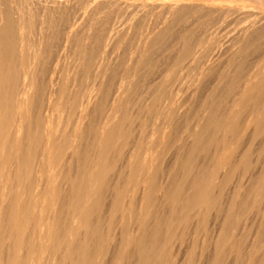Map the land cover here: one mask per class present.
<instances>
[{"label":"rangeland","instance_id":"obj_1","mask_svg":"<svg viewBox=\"0 0 264 264\" xmlns=\"http://www.w3.org/2000/svg\"><path fill=\"white\" fill-rule=\"evenodd\" d=\"M44 1L0 0V40L7 45L6 40H10L14 44V49H6L5 54H11L15 66L26 61L27 57H30L35 51L38 54L36 55L37 93L33 97V106L29 111L30 120H33H31V124L35 121L33 123L35 125H31V127L36 129L40 140L42 138L44 140V134H53L56 129L58 131L62 129L58 135H64V138L71 135L70 145L63 151L61 158L54 165L48 167L49 169L46 168L42 176L46 182L49 180L50 183L56 185L64 181L61 180L63 174L72 173V169L75 171L79 165L91 166L96 159V150L91 146L92 137L102 127H106L110 121L120 120L121 129L126 135L123 144L117 143L110 150L108 159H111V166L106 171L104 186L92 196V198L99 199H97L99 208L94 212V214L96 213L94 218L98 221L99 226L97 236L103 240L102 246L104 245L99 264H137L136 254L132 252L131 245L126 246L123 257L111 258L117 252L119 242L136 241L140 235V232L136 231L134 227L141 221L139 213L143 214V202L141 204L139 200L142 193L141 180L137 181L138 184H132L133 186H129L128 183V186H125L124 200L119 209L116 212L110 210L114 186L124 184L129 161L139 167L144 166L145 163V167H148L154 174L153 189L150 192L151 204L146 209L148 215L145 227L146 230L149 229L148 231L153 228L159 231V247L156 257L150 264H264V26L262 21H259L260 14H264V0H190L188 2L192 1L196 4L208 2L210 4H205L208 6H213L215 3L218 6L251 9L253 15L213 11H208L210 13L205 14L204 11L201 13L194 8L193 10L183 9L184 11L181 10L175 15L173 14L175 17H172V13L167 11L146 10L142 4L147 0L124 1L128 4L134 3L133 8L117 3H113L115 6L110 3L94 5L92 2L94 0H70L66 10L64 8L53 10L54 12L52 9H46L45 4L48 0L45 3ZM114 7L115 9H113ZM93 9L97 11H93ZM77 12L80 14H75ZM84 16L90 17L89 20ZM74 17L82 18L78 28H75L76 24L73 26L80 36L72 33L70 37H67L68 26ZM94 18H96V22ZM257 19L258 21H256ZM120 21H123L122 23L126 21L125 24L130 25L129 28L132 31L128 30L129 35H125L115 44L102 49L97 37L102 26L108 22L118 24ZM254 21L261 28L255 24L253 29L255 32L251 39L247 42L240 41L239 33L246 26L254 24ZM86 22L88 25H92V22L95 24L90 27L86 25ZM96 25L98 28H95ZM256 26L257 28H255ZM254 34L256 38H254ZM146 39L148 40L146 41ZM214 41L219 46H223L224 42L225 50L230 49L221 56L223 59L215 60L209 54L211 52L210 44ZM38 44L39 46H37ZM225 44H228V49ZM91 47L92 49H90ZM22 48L24 49L22 50ZM96 48L99 51L98 54H95L98 52L95 51ZM108 48L109 50H107ZM89 51H92V54H89ZM251 74L256 77L254 81L257 87L249 94V100L245 102L246 106H244L245 104L242 107L236 106L237 96L235 93L243 90V80L252 76ZM51 86L58 89V92H54L52 97L47 93ZM49 108L50 110H48ZM251 108L255 112L251 111ZM255 108L258 109L255 110ZM247 112H254L252 115L254 119L251 117L249 120L246 116ZM233 114L237 117L241 116L239 119H242L239 120L241 124L238 123L237 134L235 133L234 136L219 132L222 120L224 121ZM211 120H221L218 121L217 130L214 132L213 125L209 124ZM76 124L79 128L75 127ZM73 132L80 133L81 137H73ZM83 134L84 137H82ZM195 137L200 138L199 141L203 140V144L201 141L196 146ZM72 138H74L73 141ZM163 138L165 139L162 140ZM72 152H76L74 158L76 161L67 159ZM226 155L229 159L228 163L220 166L219 162ZM127 156L132 158L128 159ZM81 157L82 160H80ZM63 169L64 171H62ZM200 178L202 188L207 192L211 203L207 204L208 207L207 205L190 206L182 212L177 211L178 213L173 214V206L183 205L182 199L192 194L191 187ZM54 181L56 182L54 183ZM115 183L116 185H114ZM173 183L176 185L174 186ZM65 186L62 184L59 189L63 196L60 200L63 199V202H66L70 192ZM168 188H171L172 193L180 195L178 203H172L164 198V191ZM123 203L125 204L123 205ZM38 205L41 206V203ZM50 215H53V211L49 212ZM72 224L76 225V221L73 220ZM81 235L80 233L78 238H81Z\"/></svg>","mask_w":264,"mask_h":264},{"label":"bare ground","instance_id":"obj_2","mask_svg":"<svg viewBox=\"0 0 264 264\" xmlns=\"http://www.w3.org/2000/svg\"><path fill=\"white\" fill-rule=\"evenodd\" d=\"M20 1V0H19ZM23 1V0H22ZM46 1V0H45ZM44 1V3H45ZM70 0H48L46 1V9L60 10L67 9V5ZM124 1L127 0H94L92 1L94 5L103 3H117L126 7L133 8L134 3L128 4ZM133 1V0H132ZM143 1V0H142ZM141 1V2H142ZM190 0H156V1H143L142 6L146 10L151 11H167L172 15L178 13L183 9L199 10L202 13L218 12L227 13L235 12L237 14L250 16L253 15L251 9L235 8L231 6H218L217 4L213 6L205 5L208 2L202 4H196L188 2ZM197 1V0H196ZM201 1V0H200ZM199 1V2H200ZM206 1V0H202ZM212 1V0H210ZM209 1V2H210ZM215 1V0H214ZM229 1V0H228ZM5 2V1H4ZM37 2V1H35ZM40 2V1H39ZM91 2V1H90ZM128 2V1H127ZM261 2V1H260ZM22 3V2H21ZM76 3V2H75ZM198 3V2H197ZM201 3V2H200ZM210 4V3H208ZM42 5V4H41ZM115 6V4H113ZM112 5V6H113ZM212 5V4H211ZM261 5V4H260ZM3 6V5H2ZM22 6V5H21ZM44 6V5H43ZM102 6V5H101ZM106 6V5H105ZM109 6V5H107ZM122 6V7H123ZM258 6V5H257ZM5 7V6H4ZM15 7V5H14ZM17 7V6H16ZM40 7V6H39ZM110 7V6H109ZM121 7V8H122ZM141 7V5H140ZM135 8V7H134ZM112 9V7H111ZM115 9V7L113 8ZM120 10V8H118ZM124 9V8H123ZM9 10V9H8ZM37 10V9H36ZM81 10V9H80ZM89 10V8H88ZM201 10V11H200ZM22 11V10H21ZM25 11V10H24ZM83 11V10H82ZM93 11H97L94 10ZM116 11V10H115ZM114 11V12H115ZM184 11V10H183ZM210 11V12H208ZM54 12V11H53ZM87 12V10H85ZM123 12V11H122ZM193 12V11H191ZM196 12V11H195ZM117 13V12H116ZM147 13V12H146ZM168 13V15H169ZM5 14V13H4ZM3 14V15H4ZM21 14V13H20ZM72 14V13H70ZM80 14V13H75ZM85 14V13H84ZM82 14V15H84ZM100 16V13H98ZM97 14V15H98ZM149 14V13H148ZM184 14V13H183ZM188 14V13H187ZM192 14V13H191ZM49 15V14H48ZM52 15V14H51ZM54 15V13H53ZM92 15V14H91ZM90 15V17H92ZM121 15V14H120ZM141 16V14H139ZM144 15V12H143ZM152 15V14H151ZM172 17H175V16ZM180 15V13H179ZM189 15V14H188ZM219 15V14H218ZM235 15V14H234ZM260 20L264 26V14H260ZM25 16V15H24ZM60 16V15H59ZM63 16V15H62ZM85 16H87L85 14ZM84 16V17H85ZM147 16V15H146ZM184 16V15H183ZM192 16V15H191ZM214 16V15H213ZM245 16V17H246ZM49 17V16H48ZM51 17V16H50ZM65 17V16H64ZM73 17V16H72ZM81 17V16H80ZM83 17V16H82ZM85 17V18H90ZM95 17V15H94ZM101 17V16H100ZM119 17V16H118ZM134 17V16H133ZM178 17V16H177ZM189 17V16H188ZM204 17V15H203ZM244 17V16H243ZM44 18V17H43ZM97 18V17H96ZM96 18L94 21L96 22ZM120 18V17H119ZM136 18V17H135ZM139 18V16H138ZM143 18V17H142ZM208 18V17H207ZM248 18V17H247ZM258 18V19H259ZM51 19V18H50ZM49 19V20H50ZM63 19V18H62ZM69 19H72L69 17ZM82 19V18H81ZM81 19L74 17L71 20V24L68 26L66 32L67 37L70 35L77 34L75 28L81 24ZM84 19V18H83ZM86 19V20H87ZM122 19V18H121ZM132 19V18H131ZM168 19V18H167ZM184 19V18H183ZM191 19V17H190ZM198 19V18H196ZM258 19L256 21H258ZM28 20V19H27ZM89 20V19H88ZM128 20V19H127ZM187 20V19H186ZM205 20V19H203ZM232 20V19H231ZM246 20V19H245ZM255 20V19H254ZM21 21V20H20ZM63 21V20H62ZM119 21V20H118ZM116 21V22H118ZM129 21V20H128ZM137 21V20H136ZM153 21V20H152ZM246 26L239 33V40L242 42H247L251 39L255 24ZM8 22V21H7ZM32 22V21H31ZM64 22V21H63ZM83 22V21H82ZM113 22L114 19H113ZM113 22H108L97 35L101 48H105L112 44H115L117 40L127 35L128 30H130L127 23L125 24L120 21L118 24H113ZM139 22V21H138ZM147 22V21H146ZM174 22V21H173ZM236 22V21H235ZM245 22V21H244ZM94 26V22L92 25ZM99 21L97 22V24ZM129 23V22H128ZM131 23V22H130ZM142 23V22H141ZM210 23V22H209ZM261 23V22H260ZM9 24V23H8ZM75 25V28L73 27ZM84 24V22H83ZM90 24V23H89ZM155 24V23H153ZM167 24V23H166ZM193 24V23H192ZM251 24V23H250ZM31 25V24H30ZM137 25V24H135ZM134 25V26H135ZM145 25V24H144ZM157 25V24H156ZM7 26V25H6ZM21 26V25H20ZM98 25L95 26V28ZM132 26V24H131ZM133 26V27H134ZM206 26V25H204ZM208 26V25H207ZM232 26V25H231ZM244 26V25H243ZM261 28V26L258 24ZM19 27V26H18ZM27 27V26H26ZM39 27V25H38ZM150 27V26H149ZM148 27V28H149ZM158 27V26H157ZM9 28V27H8ZM7 28V29H8ZM25 28V27H24ZM41 28V26L39 27ZM67 28V27H66ZM98 28V27H97ZM218 28V27H217ZM257 28V26L255 27ZM263 28V27H262ZM94 29V28H92ZM206 29V28H205ZM51 30V29H50ZM54 30V29H53ZM148 30V29H147ZM211 32V29H209ZM26 31V30H25ZM28 31V30H27ZM30 31V29H29ZM40 31V30H39ZM76 33H75V32ZM87 31V30H84ZM94 31V30H93ZM138 31V30H137ZM151 31V30H150ZM259 31V30H257ZM261 31V30H260ZM12 32V30H11ZM199 32V30H198ZM216 32V31H215ZM230 32V31H229ZM263 32V31H262ZM7 33V32H6ZM46 33V32H45ZM53 33V32H52ZM90 33V32H89ZM191 33V32H190ZM232 33V32H231ZM93 34V33H91ZM136 34V33H135ZM147 34V33H146ZM149 34V33H148ZM259 34V33H258ZM263 34V33H262ZM65 35V34H64ZM80 36L79 34H77ZM129 35V34H128ZM143 35V34H142ZM165 35V33H164ZM206 35V34H205ZM225 35V34H224ZM231 35V34H230ZM261 35V34H260ZM3 36V35H2ZM45 36V35H44ZM66 36V35H65ZM82 36V35H81ZM84 36V35H83ZM152 36V35H151ZM159 36V35H158ZM157 36V37H158ZM255 36V34H254ZM253 36V37H254ZM14 37V36H13ZM20 37V35H19ZM22 37V36H21ZM96 37V36H95ZM128 37V36H127ZM126 37V38H127ZM140 37V36H139ZM237 37V35H236ZM30 38V37H29ZM47 38V37H46ZM92 38V37H91ZM131 38V37H130ZM133 38V37H132ZM141 38V37H140ZM147 38V37H146ZM154 38V37H153ZM204 38V37H203ZM210 38V37H209ZM218 38V37H217ZM232 38V37H231ZM256 38V36L254 37ZM86 40V38H84ZM88 39V38H87ZM145 39V38H144ZM221 39V38H220ZM14 40V39H13ZM16 40V39H15ZM27 40V38H26ZM76 40V39H75ZM81 40V39H80ZM121 40V39H120ZM148 39H146L147 41ZM195 40V38H194ZM222 40V39H221ZM8 45L0 40V264H99L100 254L102 251V242L97 234L99 232L98 221L94 218V212L99 208V199H95L92 196L98 193L104 186V179L106 171L109 170L111 164L108 159V154L110 150L117 144H123L125 140V133L121 129V122L114 121L106 126L102 127L98 132H96L92 137L91 146L96 150V159L91 166L79 165L75 171L72 169V173L63 174L61 180L56 185L46 182L42 174L45 169H49L51 165H54L62 156L63 151L70 145V134L68 138H64L61 134V130H55L54 133L44 134V140L39 139V135L36 129L31 127L33 122L30 120L29 111L31 110L33 97L37 93V83H36V54L35 52L24 62L18 63L17 66L12 62L11 54L6 55V49H14V44L10 40H6ZM17 41V40H16ZM83 41V40H82ZM81 41V42H82ZM90 41V39H89ZM123 41V40H122ZM162 41V40H161ZM183 41V40H182ZM207 41V40H206ZM232 41V40H231ZM259 41V40H258ZM263 41V40H262ZM23 42V41H22ZM34 42V40H33ZM43 42V41H42ZM85 42V41H83ZM92 42V41H90ZM89 42V44H91ZM125 42V40H124ZM179 42V41H178ZM261 42V41H260ZM15 43V42H14ZM29 43V42H28ZM35 43V42H34ZM86 43V42H85ZM94 43H96L94 41ZM93 43V44H94ZM130 43V42H129ZM182 43V42H181ZM185 43V42H184ZM209 43V42H208ZM212 43V42H210ZM227 43V42H225ZM5 44V45H4ZM30 44V43H29ZM77 44V43H76ZM82 44V43H81ZM119 44V43H118ZM204 44V43H203ZM247 44V43H246ZM262 44V43H261ZM27 45V44H26ZM87 45V44H86ZM120 45V44H119ZM122 45V44H121ZM131 45V44H130ZM141 45V44H140ZM150 45V44H149ZM192 45V44H191ZM226 45V44H225ZM228 45V44H227ZM226 45L227 49L228 46ZM263 45V44H262ZM22 46V44H21ZM20 46V47H21ZM39 46V44L37 45ZM55 46V45H54ZM91 46V45H89ZM158 46V45H157ZM209 46V44H208ZM209 54L213 59L222 58L223 54L227 51L225 50L224 42L223 46L215 44V41L210 44ZM230 46V45H229ZM250 46V45H249ZM83 47V46H81ZM138 47V46H137ZM136 47V48H137ZM198 47V46H197ZM258 47V46H257ZM261 47V46H259ZM33 48V47H32ZM43 48V47H42ZM45 48V47H44ZM110 48V47H109ZM109 48L107 50H109ZM129 48V47H128ZM149 48V47H148ZM155 48V47H154ZM241 48V47H239ZM254 48V47H253ZM263 48V47H262ZM16 49V47H15ZM24 48H22L23 50ZM30 49V48H29ZM35 49V48H34ZM37 49V47H36ZM48 49V48H47ZM89 50V48H87ZM92 49V47L90 48ZM97 49V48H96ZM106 49V48H105ZM139 49V48H138ZM201 49V48H200ZM258 49V48H257ZM11 50V51H12ZM18 50V49H17ZM28 50V49H27ZM94 50V48H93ZM92 50V51H93ZM106 50V51H107ZM140 50V49H139ZM206 50V49H205ZM230 50V49H229ZM228 50V51H229ZM254 50V49H253ZM262 50V49H261ZM264 50V48H263ZM15 51V50H14ZM21 51V49H20ZM92 51L89 54H92ZM95 51H98L95 50ZM154 51H156L154 49ZM158 51V50H157ZM203 51V50H202ZM227 51V52H228ZM88 52V51H87ZM108 52V51H107ZM138 52V51H137ZM237 52V51H236ZM235 52V53H236ZM251 52V51H250ZM249 52V53H250ZM78 53V52H77ZM95 52V54H98ZM110 53V51H109ZM120 53V52H119ZM124 53V52H123ZM142 53V52H141ZM156 53V52H155ZM158 53V52H157ZM178 53V52H177ZM180 53V52H179ZM183 53V52H182ZM203 53V52H202ZM244 53V52H243ZM248 53V52H247ZM19 54V53H18ZM25 54V53H24ZM57 54V53H56ZM102 54V53H101ZM129 54V53H128ZM140 54V53H139ZM88 55V54H87ZM86 55V56H87ZM100 55V54H99ZM137 55V54H136ZM147 55V54H146ZM153 55V54H152ZM202 55V54H201ZM229 55V54H228ZM243 55V54H242ZM93 56V55H92ZM95 56V55H94ZM134 56V55H133ZM210 56V57H211ZM249 56V55H248ZM15 57V56H14ZM46 57V56H45ZM83 57V56H82ZM100 57V56H99ZM211 57V58H212ZM250 57V56H249ZM203 58V57H202ZM264 58V57H263ZM89 59V58H88ZM94 59V58H93ZM139 59V58H138ZM165 59V58H164ZM212 59V60H213ZM223 59V58H222ZM228 59V58H227ZM240 59V58H239ZM14 60V59H13ZM115 60V59H114ZM126 60V59H125ZM131 60V59H130ZM200 60V59H199ZM211 60V59H210ZM242 60V59H241ZM41 61V60H40ZM50 61V60H49ZM92 61V60H91ZM116 61V60H115ZM136 61V59H135ZM218 61V60H217ZM228 61V60H227ZM258 61V60H257ZM16 62V61H15ZM80 62V61H79ZM182 62V61H181ZM221 62V61H220ZM235 62V61H234ZM103 63V62H102ZM143 63V62H142ZM183 63V62H182ZM186 63V62H185ZM210 63V62H209ZM213 63V61H212ZM261 63V62H260ZM81 64V63H80ZM100 64V63H99ZM149 64V63H148ZM191 64V63H190ZM194 64V62H193ZM225 64V63H224ZM257 64V63H256ZM126 65V64H125ZM134 65V64H133ZM136 65V64H135ZM158 65V64H157ZM208 65V64H207ZM206 65V66H207ZM78 66V65H77ZM127 66V65H126ZM129 66V65H128ZM132 66V64H131ZM140 66V65H139ZM154 66V65H153ZM179 66V65H178ZM205 66V65H204ZM235 66V65H234ZM137 67V66H136ZM144 67V66H143ZM148 67V66H147ZM251 67V66H250ZM45 68V67H44ZM96 68V67H95ZM161 68V67H160ZM175 68V67H174ZM186 68V67H185ZM206 68V67H205ZM103 69V68H102ZM248 69V68H247ZM134 71V70H133ZM231 71V70H229ZM258 71V69H257ZM224 72V71H223ZM87 73V72H86ZM141 73V72H140ZM79 74V73H78ZM102 74V73H101ZM231 74V73H230ZM83 75V74H82ZM93 75V74H92ZM124 75V74H123ZM182 75V74H181ZM253 76V74H251ZM167 76V75H166ZM249 76L243 80V90L235 93L237 105L241 107L249 100V94L256 89L255 76ZM60 77V76H59ZM106 77V75H105ZM195 77V76H194ZM222 77V76H221ZM262 77V75H261ZM52 78V77H51ZM103 78V77H102ZM118 78V77H117ZM137 78V77H136ZM263 78V77H262ZM240 79V78H239ZM67 80V79H66ZM74 80V79H73ZM76 80V79H75ZM149 80V79H148ZM125 81V80H124ZM242 81V80H241ZM55 82V81H54ZM254 82V83H253ZM89 83V82H88ZM128 83V82H126ZM53 84V83H52ZM51 85V83H50ZM102 85V84H101ZM104 85V84H103ZM213 85V84H212ZM55 87V85L53 84ZM49 87L48 95L52 97V94L57 90L53 87ZM57 86V84H56ZM87 87V86H86ZM116 87V86H115ZM125 87V85H124ZM196 87V86H195ZM201 87V86H200ZM41 88V87H40ZM119 89V88H118ZM221 89V88H220ZM240 89V88H239ZM238 89V90H239ZM105 90V89H104ZM113 90V89H112ZM259 90V89H258ZM39 91V90H38ZM43 91V90H42ZM60 91V90H59ZM91 91V90H90ZM101 91V90H100ZM236 91V89H235ZM58 92V91H57ZM136 92V91H135ZM134 92V93H135ZM150 92V91H149ZM218 92V91H217ZM122 93V92H121ZM171 93V92H170ZM189 93V92H188ZM262 93V92H261ZM39 94V93H38ZM37 94V95H38ZM85 94V93H84ZM95 94V93H94ZM216 94V93H215ZM226 94V93H225ZM254 94V93H253ZM56 95V94H55ZM59 95V94H58ZM90 95V94H89ZM115 95V94H114ZM121 95V94H120ZM233 95V94H232ZM156 96V95H155ZM179 96V95H178ZM224 96V95H223ZM263 96V95H262ZM57 97V96H56ZM55 97V98H56ZM83 97V96H82ZM85 97V96H84ZM90 97V96H89ZM88 97V98H89ZM234 97V96H233ZM49 98V97H48ZM93 98V97H92ZM97 98V97H95ZM114 99V97L112 96ZM116 98V96H115ZM121 98V97H119ZM126 98V97H125ZM174 98V97H173ZM52 99V98H51ZM75 99V98H74ZM110 99V98H109ZM112 99V100H113ZM132 99V98H131ZM148 99V98H147ZM260 100V98H258ZM91 100V98H89ZM94 100V99H93ZM92 100V101H93ZM262 100V99H261ZM48 101V100H47ZM82 101V100H81ZM86 101V99H85ZM84 101V102H85ZM180 101V100H179ZM255 101V100H254ZM59 102V101H58ZM57 102V103H58ZM80 102V101H79ZM88 102V101H87ZM117 102V101H116ZM215 102V101H214ZM260 102V101H259ZM91 103V101H90ZM94 103V101H93ZM45 104V103H44ZM50 104V103H49ZM47 104V105H49ZM62 104V103H61ZM67 104V103H66ZM72 104V103H71ZM86 104V103H85ZM114 104V103H113ZM168 104V103H167ZM177 104V103H176ZM184 104V103H183ZM233 104V103H232ZM231 104V105H232ZM255 104V103H254ZM259 104V103H258ZM257 104V105H258ZM40 105V104H39ZM52 105V101H51ZM80 105V103H79ZM120 105V104H119ZM169 105V104H168ZM259 108V106H257ZM35 106V104H34ZM83 106V103H82ZM159 106V105H158ZM246 106V104L244 105ZM79 107V106H78ZM185 107V106H184ZM262 107V106H261ZM260 107V108H261ZM34 108V107H33ZM73 108V107H72ZM122 108V107H121ZM168 108V107H167ZM182 108V107H181ZM228 108V107H227ZM257 108V109H258ZM263 108V107H262ZM87 109V108H86ZM96 109V108H95ZM119 109V108H118ZM117 109V110H118ZM139 109V108H138ZM170 109V108H169ZM176 109V107H175ZM255 108V110H257ZM50 110V108L48 109ZM79 110H81L79 108ZM167 110V109H166ZM217 110V109H216ZM254 109L251 108V111ZM34 111V110H33ZM59 111V110H58ZM207 111V110H206ZM218 111V110H217ZM260 111V110H259ZM56 112V111H55ZM70 112V111H69ZM86 112V111H85ZM84 112V113H85ZM108 112V111H107ZM177 112V111H176ZM255 112V111H254ZM254 112H247L246 115L249 120ZM62 113V112H61ZM83 113V114H84ZM118 113V112H116ZM204 113V112H203ZM244 113V112H243ZM264 113V112H263ZM34 114V113H33ZM37 114V113H36ZM40 114V113H38ZM75 114V113H74ZM87 114V113H86ZM174 114V113H173ZM217 114V113H216ZM242 114V113H241ZM52 115V114H51ZM88 115V114H87ZM97 115V114H96ZM167 115V114H166ZM244 115V114H242ZM255 115V114H254ZM259 115V114H258ZM40 116V115H39ZM57 116V115H56ZM90 116V115H89ZM88 116V117H89ZM226 116V115H225ZM231 116V115H230ZM260 116V115H259ZM263 116V114H262ZM75 117V116H74ZM108 117V115H107ZM132 117V116H131ZM158 117V116H157ZM241 117V116H239ZM239 117L233 114L231 117H227L220 123L221 128L219 132L224 134L234 135L238 132ZM34 118V117H33ZM87 118V117H86ZM254 119V117H252ZM256 118V115H255ZM78 119V118H77ZM81 119V118H80ZM98 119V118H97ZM198 119V118H197ZM252 119V121H253ZM257 119V118H256ZM259 119V118H258ZM264 119V118H263ZM85 120V118H84ZM88 120V119H87ZM159 120V119H158ZM242 120V119H241ZM240 120V121H241ZM38 121V120H37ZM44 121V120H43ZM79 122L81 120H78ZM83 121V120H82ZM219 121V120H218ZM218 121L211 120L210 125H213V132L217 130ZM221 121V120H220ZM219 121V122H220ZM251 121V122H252ZM255 121V120H254ZM45 122V121H44ZM72 122V121H70ZM86 122V121H85ZM105 122V121H104ZM250 122V123H251ZM78 124V122H76ZM88 123V121H87ZM253 123V122H252ZM251 123V124H252ZM257 123V120L255 124ZM261 123V122H260ZM40 124V123H39ZM61 124V123H60ZM66 124V123H65ZM76 124V125H77ZM83 124V123H82ZM105 124V123H104ZM103 124V126H104ZM200 124V123H199ZM241 124V123H239ZM243 124V123H242ZM247 124V123H245ZM35 125V124H34ZM33 125V126H34ZM70 125V124H69ZM80 125V124H79ZM127 125V124H126ZM193 125V124H192ZM45 126V125H44ZM86 126V125H85ZM198 126V125H197ZM242 126V125H241ZM260 126V125H259ZM39 127V126H38ZM76 128L78 127L75 126ZM87 127V126H86ZM248 127V126H247ZM251 127V126H249ZM261 127V126H260ZM67 128V127H65ZM63 128V129H65ZM74 128V127H73ZM74 128V130L76 129ZM79 128V127H78ZM88 128V127H87ZM165 128V127H164ZM262 128V127H261ZM241 129V128H240ZM243 129V128H242ZM248 129V128H247ZM66 130V129H65ZM64 130V131H65ZM80 130V129H79ZM165 130V129H164ZM197 130V129H196ZM38 131V130H37ZM45 131V129H44ZM58 131V132H57ZM77 131V130H75ZM151 131V130H150ZM249 131V130H248ZM246 131V132H248ZM253 131V130H252ZM251 131V132H252ZM46 132V131H45ZM44 132V133H45ZM88 132V131H87ZM125 132V131H124ZM245 132V133H246ZM63 133V132H62ZM65 133V132H64ZM63 133V134H64ZM70 133V132H68ZM77 138L81 137V134H75ZM67 134V132H66ZM65 134V135H66ZM192 134V133H191ZM217 134V133H216ZM153 135V134H152ZM159 135V134H158ZM46 136V137H45ZM200 136V135H199ZM205 136V135H204ZM84 137V134L82 135ZM153 138V137H152ZM74 138H72L73 141ZM163 138L162 140H164ZM195 137V145L203 140L199 141ZM249 139V138H248ZM247 139V140H248ZM77 140V139H76ZM76 140H74L76 142ZM245 140V139H244ZM246 140V141H247ZM79 141V140H78ZM81 141V140H80ZM83 141V140H82ZM244 142V141H243ZM85 143V142H84ZM162 143V142H161ZM164 143V142H163ZM191 143V142H190ZM246 143V142H245ZM261 143V142H259ZM140 144V143H139ZM146 144V143H145ZM72 145V144H71ZM74 145V144H73ZM72 145V146H73ZM158 145V144H157ZM75 146V145H74ZM122 146V145H121ZM200 146V145H199ZM150 148V147H149ZM237 148V147H236ZM76 149V148H75ZM191 149V148H190ZM140 150V149H139ZM189 150V149H188ZM255 150V149H254ZM240 151V150H239ZM80 152V151H79ZM152 152V151H151ZM253 152V151H252ZM138 153V152H137ZM172 153V152H171ZM175 153V152H174ZM76 152H72L67 158L69 161L74 160ZM80 154V153H79ZM88 154V153H87ZM93 154V153H91ZM132 154V153H130ZM129 154V155H130ZM144 154V153H143ZM183 154V153H182ZM253 154V153H252ZM189 155V154H188ZM228 155V154H227ZM222 157L220 166L222 164H227L229 159L228 156ZM80 156V155H79ZM84 156V154H83ZM170 156V155H169ZM203 156V155H202ZM263 156V155H262ZM66 157V156H65ZM145 157V156H143ZM177 157V155H176ZM188 157V156H187ZM201 157V156H200ZM131 159L132 157H128ZM126 158V160H127ZM200 159V158H199ZM65 160V158H64ZM82 160V157L81 159ZM76 161V160H74ZM143 161V160H142ZM147 161V160H146ZM67 162V161H66ZM73 162V161H71ZM135 162V159H134ZM151 162V161H150ZM149 162V163H150ZM75 163V162H74ZM72 163V164H74ZM121 163V162H120ZM142 163V162H141ZM144 163V162H143ZM148 163V164H149ZM76 164V163H75ZM82 164V163H80ZM176 164V162H175ZM204 164V163H203ZM138 166L129 161L127 165L128 172L124 176V184L119 186L116 183L114 185L113 196L110 204L111 212H116L119 209L121 202L124 200L123 196L126 191L125 186L132 184H138L137 181L141 180L142 193L139 197L140 203L143 202V214H141V221L134 227L136 231L140 232L138 239L135 241H126L124 243L119 242L117 252H115L112 259H119L123 257V252L128 245L132 246V252L136 254L137 264H150L153 258L157 255V250L159 247V231L153 228L151 231L145 227V220L147 219L146 209L149 208L151 204L150 192L153 189V177L154 174L150 172L148 167ZM147 165V164H146ZM153 165V164H152ZM68 166V165H67ZM75 166V165H74ZM123 166V165H122ZM196 166V165H195ZM61 167V166H60ZM63 167V166H62ZM61 167V168H62ZM194 167V166H193ZM59 168V167H58ZM144 168H147L144 170ZM152 168V167H151ZM225 168V167H224ZM65 169V168H64ZM64 169L62 171H64ZM122 169V168H121ZM209 169V168H208ZM119 170V169H118ZM168 170V169H167ZM182 170V169H181ZM180 170V171H181ZM242 170V169H241ZM51 171V170H50ZM60 171V170H59ZM61 171V172H62ZM66 171V170H65ZM145 171V173H144ZM57 172V171H56ZM68 172V171H67ZM74 172V173H73ZM195 172V171H194ZM193 172V173H194ZM222 172V171H221ZM34 173V174H33ZM49 173V172H48ZM64 173V172H62ZM61 173V176H62ZM165 173V172H164ZM200 173V172H199ZM205 173V172H204ZM34 175V177H33ZM47 175V173H46ZM45 175V176H46ZM59 175V174H58ZM200 175V174H199ZM204 175V174H203ZM60 176V177H61ZM161 176V175H160ZM170 176V175H169ZM33 177V178H32ZM43 177V178H42ZM49 177V176H47ZM196 177V174H195ZM58 178V177H57ZM198 178V177H197ZM219 178V177H218ZM256 178V177H255ZM48 179V178H47ZM45 180V181H44ZM58 180V179H57ZM56 180V181H57ZM60 180V179H59ZM54 181V183L56 182ZM113 181V180H112ZM254 181V180H253ZM58 182V181H57ZM162 182V181H161ZM170 182V181H169ZM192 182V180H190ZM193 183V182H192ZM202 181L197 180L193 183L192 194L187 195L182 199L183 205L175 207L173 206V214L178 213L184 209L190 208V206L202 207V205L210 204V198L207 192L202 188ZM222 183V182H221ZM68 187V199L66 202L60 200L63 198L60 193L61 185ZM113 184V183H112ZM164 184V183H163ZM174 184V183H173ZM176 184H174L175 186ZM250 185V184H249ZM106 186V184H105ZM110 186V185H109ZM133 186V185H132ZM140 186V187H141ZM111 187V186H110ZM253 187V186H252ZM171 189V188H170ZM164 189V198L168 199L172 203H178L180 198L179 194L172 193V191ZM217 189V188H216ZM66 190V189H65ZM141 191V190H140ZM145 191V192H144ZM162 191V192H163ZM189 191V190H188ZM135 192V191H134ZM256 192V191H255ZM63 193V192H62ZM139 193V192H138ZM61 194V196H60ZM65 194V193H64ZM162 195V194H161ZM100 196V195H99ZM163 196V195H162ZM262 197V196H261ZM65 199V198H64ZM135 199V198H134ZM153 200V199H152ZM138 201V200H137ZM106 202V201H105ZM125 202V201H124ZM41 203V206L38 205ZM125 203H123L124 205ZM157 204V203H156ZM208 207V205H207ZM237 207V206H236ZM172 208V207H171ZM107 209V208H106ZM138 209V208H137ZM226 209V208H225ZM236 209V208H235ZM237 210V209H236ZM235 210V211H236ZM53 211V215L49 216V212ZM155 211V209H154ZM233 211V210H232ZM224 213V212H223ZM252 213V212H251ZM125 214V213H124ZM138 214V215H139ZM151 214V213H150ZM236 214V213H235ZM126 215V214H125ZM96 217V216H95ZM106 217V216H105ZM135 217V216H134ZM223 217V216H222ZM137 218V217H136ZM139 218V217H138ZM159 219V218H158ZM73 220L76 221V225L72 224ZM253 220V219H252ZM121 222V220H120ZM106 223V222H104ZM136 224V223H135ZM154 224V223H153ZM221 226V225H220ZM247 228V227H246ZM256 228V227H255ZM133 229V228H132ZM258 229V228H257ZM118 230V229H117ZM81 231V232H80ZM105 231V230H104ZM81 235V238L78 236ZM220 233V232H219ZM223 233V232H222ZM253 233V232H252ZM118 235V234H117ZM188 236V235H187ZM221 236V235H220ZM79 241H77L78 239ZM218 238V236H217ZM218 244V243H217ZM123 245V246H122ZM219 245V244H218ZM248 245V244H247ZM248 247V246H247ZM246 247V248H247ZM210 252V251H209ZM234 252V251H233ZM209 257V256H208ZM238 258V257H237ZM109 260V258H108ZM112 261V260H110ZM245 263V262H244ZM113 264V263H112Z\"/></svg>","mask_w":264,"mask_h":264}]
</instances>
